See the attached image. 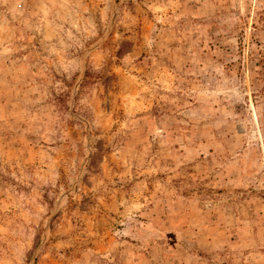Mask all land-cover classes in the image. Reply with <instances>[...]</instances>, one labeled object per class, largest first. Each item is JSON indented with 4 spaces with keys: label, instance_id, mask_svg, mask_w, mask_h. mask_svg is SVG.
<instances>
[{
    "label": "rangeland",
    "instance_id": "rangeland-1",
    "mask_svg": "<svg viewBox=\"0 0 264 264\" xmlns=\"http://www.w3.org/2000/svg\"><path fill=\"white\" fill-rule=\"evenodd\" d=\"M264 0H0V264H264Z\"/></svg>",
    "mask_w": 264,
    "mask_h": 264
},
{
    "label": "trees",
    "instance_id": "trees-1",
    "mask_svg": "<svg viewBox=\"0 0 264 264\" xmlns=\"http://www.w3.org/2000/svg\"><path fill=\"white\" fill-rule=\"evenodd\" d=\"M263 64H264V62H263ZM263 68H264V65H263Z\"/></svg>",
    "mask_w": 264,
    "mask_h": 264
}]
</instances>
